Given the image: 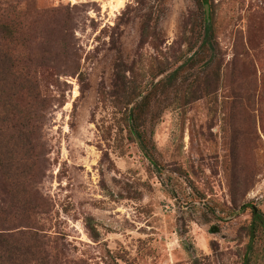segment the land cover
Returning <instances> with one entry per match:
<instances>
[{
	"label": "rangeland",
	"instance_id": "obj_1",
	"mask_svg": "<svg viewBox=\"0 0 264 264\" xmlns=\"http://www.w3.org/2000/svg\"><path fill=\"white\" fill-rule=\"evenodd\" d=\"M33 3L60 11L38 69L50 102L35 187L53 262L242 264L252 208L264 216V0H208V70L196 0ZM133 87L158 88L141 129L159 169L123 124Z\"/></svg>",
	"mask_w": 264,
	"mask_h": 264
},
{
	"label": "trees",
	"instance_id": "obj_2",
	"mask_svg": "<svg viewBox=\"0 0 264 264\" xmlns=\"http://www.w3.org/2000/svg\"><path fill=\"white\" fill-rule=\"evenodd\" d=\"M34 1L0 0V264H55L48 251L49 240L40 218L47 211L48 203L39 195L35 185L39 163L37 141L43 113L48 110L50 102L43 87L45 78L38 71L45 66L40 50L47 44L46 20L52 23L60 16V11L35 9ZM196 2L198 9L203 11L202 3H208V0ZM201 21L199 48H207L210 53L201 64L208 70L214 62L216 42L212 21L207 23L205 18ZM195 53L164 82L172 84L182 70L193 66L198 55ZM259 82L258 117L264 131V71ZM133 88L132 100L126 103L123 124L147 160L159 169L148 148V135L141 129L158 88ZM138 98L140 100L130 114L128 108ZM262 243L264 216L252 208L249 241L242 264H257L264 260L263 254L257 251Z\"/></svg>",
	"mask_w": 264,
	"mask_h": 264
},
{
	"label": "water",
	"instance_id": "obj_3",
	"mask_svg": "<svg viewBox=\"0 0 264 264\" xmlns=\"http://www.w3.org/2000/svg\"><path fill=\"white\" fill-rule=\"evenodd\" d=\"M204 17L207 23L210 22V11H209V5L208 4H204ZM132 107L130 108L129 113L131 114Z\"/></svg>",
	"mask_w": 264,
	"mask_h": 264
},
{
	"label": "flooded vegetation",
	"instance_id": "obj_4",
	"mask_svg": "<svg viewBox=\"0 0 264 264\" xmlns=\"http://www.w3.org/2000/svg\"><path fill=\"white\" fill-rule=\"evenodd\" d=\"M205 4H208V3H205ZM209 5V4H208ZM203 9H204V4H203ZM204 11V10H203Z\"/></svg>",
	"mask_w": 264,
	"mask_h": 264
}]
</instances>
